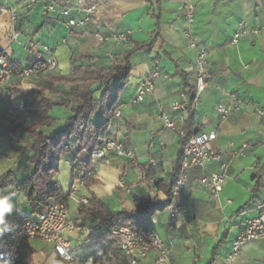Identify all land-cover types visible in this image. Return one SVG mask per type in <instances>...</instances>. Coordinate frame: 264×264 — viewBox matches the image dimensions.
Returning a JSON list of instances; mask_svg holds the SVG:
<instances>
[{
  "label": "crops",
  "instance_id": "0c3cea01",
  "mask_svg": "<svg viewBox=\"0 0 264 264\" xmlns=\"http://www.w3.org/2000/svg\"><path fill=\"white\" fill-rule=\"evenodd\" d=\"M76 1L57 2L61 6H73ZM193 1L195 21L189 28L183 11L185 0H84L88 6H96L95 19L86 28L71 32L60 19L58 8L50 13L45 11L48 0H9L18 14L16 29L20 36L17 40L13 38L9 12L0 10V46L10 62L20 67L32 66L41 52L29 48L28 44L37 42L54 50L59 68L52 74L71 75L73 57L78 65L87 64L106 71L114 64L115 55L155 40L151 49L133 53V70L117 104L116 113L121 116L113 119L109 129L111 138L131 150L138 163L110 152L105 158L97 159L94 182L89 186L76 182L75 192L71 189L73 176L68 158L62 159L59 173L54 176L65 193L72 194L69 209L77 226L70 236L74 251L99 250V256L82 263L79 258L66 261L56 254L53 244L33 240L25 243L34 249L31 264H119L114 254L90 240V228L98 220L80 218L83 204L80 200L84 198L90 201L96 196L113 211H134L137 197L168 200L156 182H169L173 178L185 122L190 116L188 95L185 101L188 111L171 110L172 102L179 99V92L188 94L187 84L195 86L196 83L193 67L197 55L187 39L189 30L211 53L208 86L198 100L193 133L217 132L213 147L228 163L227 182L219 201H215L210 190L200 183L203 171L193 170L185 193L187 213L171 231L167 227L166 210L155 213L157 223L150 222L148 227L172 243L170 264H208L214 254V264H227L242 223L254 218L256 204L264 201V0ZM256 29L260 32L252 33ZM245 31L236 44H231L236 34ZM123 32L129 33L127 42L98 43L94 39L96 33ZM108 58L113 63H108ZM152 71L160 75L155 80L154 94L142 103L132 104L141 78ZM39 86H42L39 78L21 80L14 76L4 88L5 98L0 103V178L12 170L22 180L32 171L27 151L32 144L31 137L13 130L15 126L30 124L25 95ZM233 96L248 103L223 120L215 109L221 103L231 104ZM67 114L65 108H55L53 128H62ZM163 114L174 117L175 129L165 127ZM14 134H19L16 140L12 139ZM231 143L234 150L248 146L246 155L230 158ZM217 166V163L210 164L206 172L211 173ZM8 197L13 209L9 223L0 225V229L18 226L19 220L13 214L17 207L26 215H36L31 213L23 194L12 193ZM122 255L124 264H130ZM155 261L156 254L152 252L139 264H155ZM234 264H264V241L246 244Z\"/></svg>",
  "mask_w": 264,
  "mask_h": 264
},
{
  "label": "built area",
  "instance_id": "2783aa9c",
  "mask_svg": "<svg viewBox=\"0 0 264 264\" xmlns=\"http://www.w3.org/2000/svg\"><path fill=\"white\" fill-rule=\"evenodd\" d=\"M57 1L48 0L45 11L50 13L58 8L60 19L71 32L77 29H84L94 21L97 10L96 6H88L84 3V0H77L73 6H61ZM0 10L2 12H9L13 38L17 40L20 33L16 29L18 22L16 10L9 0L0 1ZM183 11L190 28L195 21L196 7L194 1L185 0ZM259 32L260 30L258 29L252 31L254 34H258ZM246 33L245 31L236 34L231 44H236L241 35ZM94 39L98 43H106L110 40L127 42L129 40V33L123 32L110 35L96 33ZM187 39L189 45L196 51L197 55L196 64L193 67V70L196 72V96L190 109V114H195L198 109V100L208 86L207 66L211 53L207 48L200 45L190 30L187 33ZM28 47L31 49L36 48L41 53L37 56V60L32 66L20 67L10 62L5 49L0 46V103L5 98L4 88L9 84L12 77L16 76L21 80L37 78L54 73L59 68L53 48L37 42L29 43ZM159 76L157 71H152L141 78L132 104L142 103L148 96L154 94L155 80ZM233 97L234 99L231 104L221 103L215 109L217 115L223 120L248 103L238 96ZM186 99V92L180 91L179 99L171 104V110L173 112L188 111V108L185 106ZM120 116L121 114L117 112L116 117L119 118ZM162 119L166 128H176V120L171 114H163ZM18 135L14 134L12 139L16 140ZM217 137L216 131H197L193 133L183 146L180 166L172 190L171 202L165 208L168 213L167 227L169 231L173 230L177 220L187 213L185 193L190 174L193 170L200 169L203 171L200 179L201 185L210 190L215 201H219L227 182L228 163L223 160V154L213 147ZM230 147L231 151L228 153L230 158L244 157L248 150V146L246 145L237 150L232 149L234 147L232 143ZM110 152H115L119 156L130 158L132 162L138 163L132 151L127 149L119 140H107L104 141V146L94 154L93 168L88 173V176H95L98 165L97 159L105 158ZM212 163H217L218 166L216 170L207 173L206 169ZM79 185L84 186V182L79 181ZM72 191H76L75 184ZM80 202L83 204L89 203L86 198L80 200ZM256 210L257 215L254 218L247 219L242 223L241 230L233 242L227 264H234L235 257L249 242L264 241V201L256 204ZM13 214L19 220L18 226L14 229H0V264H18L22 246L33 240H41L53 244L56 254L66 261H75L77 259L70 240V236L77 229V226L71 218L70 209L66 203H53L42 213L32 217H27L20 207L15 208ZM150 222L152 225H155L157 220L152 216ZM112 235L117 240L122 253L130 264H139L141 260L147 258L152 252L156 254L155 264H170L171 262L172 243L163 239L152 227L136 230L127 226H120L112 231Z\"/></svg>",
  "mask_w": 264,
  "mask_h": 264
},
{
  "label": "trees",
  "instance_id": "16d2710c",
  "mask_svg": "<svg viewBox=\"0 0 264 264\" xmlns=\"http://www.w3.org/2000/svg\"><path fill=\"white\" fill-rule=\"evenodd\" d=\"M154 44L155 40L115 55L114 64L106 71L93 69L91 66L85 68L76 64L73 57L71 75L48 74L50 76L48 84L51 86L56 83L68 86L66 88L61 86L59 96L49 94V89L44 86L26 93L25 108L31 122L27 126H15L13 131L25 132L31 137L32 144L27 151L30 153L28 162L32 165V171L22 180L17 179L12 170L7 171L0 178L2 198L12 193L23 194L33 215L42 213L53 203H66L69 207L71 194L65 193L61 183L54 179L59 173L63 158H68L71 166L73 176L71 189L77 181H83L85 186L94 182V176H88V173L93 168L94 154L104 146V141L113 139L109 129L116 117L119 95L127 86L133 70L131 57L136 51L151 49ZM98 82L101 83L100 88L92 91V86ZM187 86L188 103L191 107L195 100L196 88L190 84ZM58 107L65 108L68 114L62 128H53L52 112ZM193 127L194 114L191 113L185 122L180 156L173 178L169 182L163 180L156 182V187L167 194V201L137 197L134 211L125 209L113 211L102 200L92 196L88 204L81 205L80 218L83 221L88 218L98 220V223L90 228V240L114 254L119 264L126 263V260L112 231L120 226L136 230L147 228L152 216L165 210L169 205L180 166L181 150L193 135ZM9 216L7 214L5 223L0 225L9 223ZM33 253L34 249L24 244L18 264H31ZM74 253L81 263L99 256V250ZM214 262L215 254L208 264Z\"/></svg>",
  "mask_w": 264,
  "mask_h": 264
},
{
  "label": "rangeland",
  "instance_id": "374dc122",
  "mask_svg": "<svg viewBox=\"0 0 264 264\" xmlns=\"http://www.w3.org/2000/svg\"><path fill=\"white\" fill-rule=\"evenodd\" d=\"M108 63H113V61L111 60V58H108ZM83 66V65H82ZM85 68H88L90 67L89 65H84ZM59 74V73H58ZM77 75V74H76ZM39 78V80H41V84L42 86L46 87L49 89V94H56L57 96H59L61 93H60V88L61 86L63 88H66L68 87L66 84H63V83H56L54 84L53 86H51L50 84H48L49 80H50V76L49 75H42V76H39L37 77ZM14 211V210H13ZM219 261H221V259H219Z\"/></svg>",
  "mask_w": 264,
  "mask_h": 264
},
{
  "label": "clouds",
  "instance_id": "9594fccd",
  "mask_svg": "<svg viewBox=\"0 0 264 264\" xmlns=\"http://www.w3.org/2000/svg\"><path fill=\"white\" fill-rule=\"evenodd\" d=\"M13 209V204L10 202L9 197L0 199V224L5 223L6 215Z\"/></svg>",
  "mask_w": 264,
  "mask_h": 264
},
{
  "label": "water",
  "instance_id": "95a60500",
  "mask_svg": "<svg viewBox=\"0 0 264 264\" xmlns=\"http://www.w3.org/2000/svg\"><path fill=\"white\" fill-rule=\"evenodd\" d=\"M100 86H101V83L98 82V83H96L95 85L92 86L91 90H92V91H96L97 89L100 88Z\"/></svg>",
  "mask_w": 264,
  "mask_h": 264
}]
</instances>
